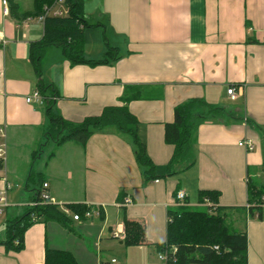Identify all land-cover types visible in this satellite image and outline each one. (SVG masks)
I'll return each instance as SVG.
<instances>
[{"label": "crops", "instance_id": "0c3cea01", "mask_svg": "<svg viewBox=\"0 0 264 264\" xmlns=\"http://www.w3.org/2000/svg\"><path fill=\"white\" fill-rule=\"evenodd\" d=\"M18 1L24 13L35 12V0ZM4 2L0 127L6 130L7 160L0 170V192L7 184H39L26 185L31 195L22 203V191L15 198L13 189L8 192L10 206L0 215V232L4 220L23 216L45 183L60 207L103 204L105 209L100 218H68L67 226L34 224L24 235L22 251L0 243V264H44L47 248L68 251L79 264H155L154 244L167 240L168 212L206 208L201 191L220 192L217 207L229 209L230 223L248 236V264H264V208L262 216L248 213V178L264 182V0H85L87 20L97 25L85 32L86 58L103 60L107 43L119 58L74 66L61 49H46L44 82L60 92L55 112L80 123L107 107L127 106L160 176L151 181L137 162L131 137L115 127L95 132L86 146L75 141L58 145L47 138L52 129L43 101H27L38 81L30 46L43 39L44 23L32 16L14 19ZM230 87L238 94L234 101ZM191 100L237 117L201 125L196 164L165 177L175 151L165 140L166 125L174 122L175 108ZM243 141H251L254 150L241 147ZM20 164L25 165L21 174ZM179 191L187 194L185 205L177 204ZM127 198L132 204L125 206ZM125 218L139 221L152 245L126 247L115 238L117 229L125 230Z\"/></svg>", "mask_w": 264, "mask_h": 264}, {"label": "trees", "instance_id": "16d2710c", "mask_svg": "<svg viewBox=\"0 0 264 264\" xmlns=\"http://www.w3.org/2000/svg\"><path fill=\"white\" fill-rule=\"evenodd\" d=\"M9 14L18 21L44 14L47 6L57 0H35V12L26 14L18 0H5ZM85 0H68L69 14L63 17L48 16L44 22V37L30 46V60L37 76V91L43 99L44 113L52 129L48 139L58 145L75 141L86 146L95 132L108 127H115L118 132L131 137L136 148V159L144 170L148 181L158 179L156 166L147 155L146 145L140 140L136 127L139 122L127 106H111L104 109L99 116L88 117L80 123L66 120L55 112L56 101L60 92L55 84H45L43 61L47 48L62 50L66 60L72 65L98 66L114 63L119 58L118 50L108 43L103 60H89L85 56V32L97 25L88 22L84 12ZM235 113L207 103L204 100H191L175 108V120L166 125L165 140L175 146L165 177L182 174L196 164L197 132L201 125L208 122H220L225 118L235 119ZM0 160V170L4 169ZM264 173V167H263ZM37 197L39 194L36 195ZM209 198L213 208L206 210L178 208L168 212L171 220L167 225V240L163 244H154L158 254H167L166 264H248V236L239 232L230 223L226 211L217 207L220 198L218 191H201L200 199ZM264 182L259 184L248 178V213L262 216L264 208ZM75 213L84 217L89 210L87 206H69ZM57 221L68 225V217L57 206L43 205L27 208L23 216L8 218L5 221L6 238L0 242L10 251L20 252L24 249V235L36 223ZM126 247H139L149 244L145 227L137 220L125 218ZM44 264H79L75 256L68 251L47 248Z\"/></svg>", "mask_w": 264, "mask_h": 264}, {"label": "built area", "instance_id": "2783aa9c", "mask_svg": "<svg viewBox=\"0 0 264 264\" xmlns=\"http://www.w3.org/2000/svg\"><path fill=\"white\" fill-rule=\"evenodd\" d=\"M68 0H57L52 6L45 7L44 14L38 17L39 22L44 23L48 16L51 17H63L69 14V9L67 6ZM4 5L6 7V14H8V4L5 1ZM0 42L5 43L4 35L0 32ZM228 95L230 96L231 100L234 101L237 99L238 94L236 93V89L230 87L228 89ZM27 101L29 103H33L35 101L42 102L43 99L38 91H36L32 96L28 97ZM241 147H244L248 152L254 150V144L251 141H243L239 143ZM0 160L3 162L4 166L6 165L7 160V150H6V130L4 127H0ZM42 190L39 193V196L27 206V208H35L37 206L43 205H53L59 207V209L67 216L68 218H72L74 221H81L83 218L91 219V218H100L104 209L105 205H87L89 210L85 213L84 217L80 216L79 214L75 213L69 206H59L53 196L49 192V184L45 183L42 186ZM12 189L10 184H7L6 189L0 192V215H3L5 210L10 206L8 201V192ZM187 198V194L184 191H179L176 196L177 204L178 205H185V201ZM264 201V198H263ZM132 200L130 198L125 199V203L123 205H131ZM202 206L206 208H213V203L209 198H204L202 202ZM169 220H171L169 218ZM114 237L119 239H124L126 237L125 230L120 231L117 229L114 232ZM161 260L167 262L168 256L167 254H161ZM112 264H117L116 260L112 261Z\"/></svg>", "mask_w": 264, "mask_h": 264}, {"label": "rangeland", "instance_id": "374dc122", "mask_svg": "<svg viewBox=\"0 0 264 264\" xmlns=\"http://www.w3.org/2000/svg\"><path fill=\"white\" fill-rule=\"evenodd\" d=\"M49 58H50V55L48 54L47 55V60H49ZM50 135L53 136V134H50ZM52 136H50V137H52ZM24 167H25L24 164H20L19 165V168H21L20 171H19L20 174L22 172V169H24ZM12 184H13V188H12L13 192H11V194L13 193L12 198H15L18 195V193L20 191H22L23 196L21 198H19V200H21V203H22V201H25V199L23 198L24 196L30 197V195H31V192L26 188V185H29L30 189L31 188H36L38 186L39 182L36 185L34 183H32V182H26L25 185L24 184H18V183H12ZM9 197H10V200H12L11 199V195ZM196 202H197V199L196 198H192V203H196ZM193 205H196V204H193ZM190 208L194 209V210H196V209L206 210V208H203V207H190ZM4 221H6V220H4ZM3 224H5V223H3ZM5 238H6L5 227L4 228L2 227L1 232H0V240H4ZM160 255L161 254H155V258H156V263L155 264H166V261L161 260V256ZM121 263H123V262H121ZM133 264H134V262H133Z\"/></svg>", "mask_w": 264, "mask_h": 264}]
</instances>
